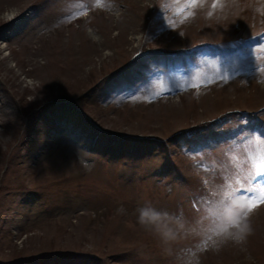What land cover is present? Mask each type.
I'll use <instances>...</instances> for the list:
<instances>
[{
	"label": "rangeland",
	"instance_id": "rangeland-1",
	"mask_svg": "<svg viewBox=\"0 0 264 264\" xmlns=\"http://www.w3.org/2000/svg\"><path fill=\"white\" fill-rule=\"evenodd\" d=\"M258 1L0 0L1 261L264 264Z\"/></svg>",
	"mask_w": 264,
	"mask_h": 264
},
{
	"label": "clouds",
	"instance_id": "clouds-1",
	"mask_svg": "<svg viewBox=\"0 0 264 264\" xmlns=\"http://www.w3.org/2000/svg\"><path fill=\"white\" fill-rule=\"evenodd\" d=\"M145 214H146V213H145ZM226 214H227V216H228V220H229L230 224H231L232 226H235V227L237 228V230H238V234H237V237H236V238H238V239H239V238H242V236L239 235V234H242V233H244V232H246V231L249 230V228H248V224H247L246 222H244V217L241 216V215H239L238 213L234 215V214L232 213V209H231V207L228 208V209H226ZM157 215H158V214H153L152 216L157 217ZM233 218L235 219V222H231ZM153 220H154V219H153ZM155 220H156V219H155Z\"/></svg>",
	"mask_w": 264,
	"mask_h": 264
},
{
	"label": "snow or ice",
	"instance_id": "snow-or-ice-1",
	"mask_svg": "<svg viewBox=\"0 0 264 264\" xmlns=\"http://www.w3.org/2000/svg\"><path fill=\"white\" fill-rule=\"evenodd\" d=\"M192 3H196L197 0H191ZM244 197L241 196V199H243ZM260 202H264V192L261 193V197H260ZM253 207L256 206L255 204L252 205ZM145 215H148L147 213ZM245 215H247V213H245ZM152 219H157V217L155 216H152L151 217ZM231 222H235V219L233 218Z\"/></svg>",
	"mask_w": 264,
	"mask_h": 264
},
{
	"label": "bare ground",
	"instance_id": "bare-ground-1",
	"mask_svg": "<svg viewBox=\"0 0 264 264\" xmlns=\"http://www.w3.org/2000/svg\"><path fill=\"white\" fill-rule=\"evenodd\" d=\"M242 173V174H241ZM241 178L242 177H247V173L245 171H241L240 172V175H239Z\"/></svg>",
	"mask_w": 264,
	"mask_h": 264
}]
</instances>
